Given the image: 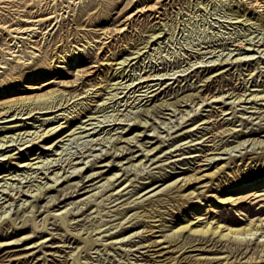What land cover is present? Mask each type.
I'll return each mask as SVG.
<instances>
[{
  "label": "rangeland",
  "instance_id": "obj_1",
  "mask_svg": "<svg viewBox=\"0 0 264 264\" xmlns=\"http://www.w3.org/2000/svg\"><path fill=\"white\" fill-rule=\"evenodd\" d=\"M11 1L0 0V22L13 23L15 20H18L17 15H25L31 11L36 15L40 13L45 15L48 13L55 14L58 12L59 21L54 26L53 20L45 21L43 23L44 25L38 24V31H44L46 28L48 29L49 25H51L49 28L52 26L53 28L47 33L37 32L32 38L26 34L20 33L19 35L21 37L18 36L13 40V32L8 31L6 28H0V61H2L4 64L3 66H5L4 68H0V103L10 98L31 96L57 88L59 89L57 91L58 94L59 91L62 92H60L59 95L57 92L54 93L56 98L54 97L53 103L56 101L60 102V99L63 101L65 98H68L69 94L80 92L90 86L94 91L90 90L86 99L81 98L78 100H83L82 103L74 104L69 100L67 104L61 106L62 108L58 110V112L42 115L40 113H34L31 117L29 115H32L33 112L27 115L26 113H17L19 110L14 112L9 111L5 114L7 117L4 118L10 119L12 114L16 113L14 115L15 118L13 116V120L9 122H0V203L4 205L6 203L8 204L10 201L9 205L6 204L3 207V209H7L6 211L8 212L5 211L6 213L4 214L3 209H0V236L5 237L8 235L7 237L11 236V238L14 239L17 238L20 232L21 235H19L21 237H30L28 240L31 241H26V244H28L31 243L32 240L38 239L39 236L43 235L46 231L47 234L45 235L50 239V241L47 242L43 241L42 244H39L28 252H25L27 249L24 248L26 246L25 244L9 247L5 250L1 247L0 264L264 263V243H262L264 241V235L259 236L258 240L252 235L251 241L244 243L246 245L241 244L239 246L231 243H224L223 241L217 240V238H211L205 242L204 240H200L199 236L187 233L186 231H182L180 236L175 235V238L178 239L177 241H169L167 238H164V235L173 236V226L180 220L181 214L184 213L188 207L192 206L195 200V198H192L194 194L198 193L202 195L205 200L210 198L211 195L209 196V194L225 192L236 187L240 180H253V183L257 185L256 187L260 185V187H264L262 185L264 184V147H258L256 145L257 148H252L255 150L253 151L250 148L252 146L249 147L248 145L246 147L247 149L243 148L238 151L240 148L234 146L237 142L247 138H249V141L254 137L255 139H259V137L264 138V99L251 97L249 101H247L251 91L257 92L259 89L261 90V88H264V9L260 11V9L255 6L254 0ZM154 3L155 6H158L157 9L159 12L144 10L142 13L140 12L131 17V21L128 20L130 24L126 20V17L139 6L149 7ZM161 3H165L164 7ZM238 5H240V7ZM89 14H91L90 17ZM123 20L128 22L125 33L122 32L123 35L120 34V36L119 34L114 35L115 37H110L107 39V42L102 44L101 41L104 39L102 38L103 34H100V32L103 28L110 29L109 31L113 33V28L120 26ZM235 20L238 21L236 22ZM158 31H161V34L159 33V36H154ZM88 41H91V43L89 44ZM243 42H245V47L251 46L252 50L247 51L240 45L238 46L239 43ZM99 46H101V48H98ZM257 46H259V52L256 51ZM72 48L79 51L76 61L70 59V55H68ZM12 50H14L13 53H11ZM45 53L48 56V67L45 73L32 82L24 81L22 74L31 70L33 64L39 62ZM14 54H16V56ZM59 54H65L68 61L66 65H63V62L59 61ZM231 56H233V58L241 57L242 59L253 58L242 62L240 65L226 63L224 68L228 67L229 70L222 73V79L220 76L209 75L212 73L211 69H213L212 66L215 61L217 63L218 61L220 62V60H224L225 57ZM18 57H20L19 62L16 60ZM214 58L216 59L212 60ZM218 66L219 64L216 67ZM5 69H7L8 73H12L9 75V78ZM147 73L152 74L153 77H165L159 79L160 81L157 79L154 80V82L158 81V84L154 87L160 86V88L153 92L156 93V96H154L152 101L151 99L153 96H151V99L146 103H144L145 99L141 103H137V99L132 100L134 97L128 98L129 93H127L126 97L123 96L128 90V87L127 90L125 89L127 83H130L132 80L137 81L140 75H146ZM154 73H157L158 76ZM5 75L7 77H4ZM45 82H47V84H44ZM165 85L168 86L165 87ZM230 85L236 87V92L249 93L242 95V102H239V105L234 109L236 113L231 112L226 114L219 111V109L223 107L228 111L232 110V108L226 104L224 105V103L234 98L230 97L231 94L227 96L228 92L232 91V89H228L231 87ZM32 86L34 88H31ZM206 86H208L210 90L212 89L211 93L225 91L223 93L226 95L223 97L225 98V102L211 103L210 100H207L204 103L208 102L211 106L204 105V103L200 104L196 112L192 110L190 114L186 116V118H191L193 116L192 119H189L185 123L178 124V119L181 114L186 113V111L188 109L190 110L192 107L194 108L195 102L200 101V97H196L195 93L201 92V94H206ZM162 88L164 89L161 91ZM189 92L193 93V95L189 96ZM130 94L131 96L133 95L132 93ZM78 96L80 97L81 95ZM191 96L194 98V101ZM74 99L75 98H72L71 100ZM165 100L172 103L166 105L167 101ZM73 104L74 106H72ZM190 104L193 106H190ZM197 106L198 104L195 105V107ZM24 108H26V106H24ZM175 108L176 110L173 111ZM23 110L25 112L27 109ZM213 110H216L218 115H216L217 112H215L214 116L206 118V120L209 119L214 122L215 118L217 122L214 125L208 122L200 123L201 119L197 120L201 115L205 116ZM63 113L65 114L63 115ZM66 113L68 114L67 116ZM198 113H201V115ZM54 115L56 117H53ZM46 116L52 117L49 118L50 121H43V118ZM169 116L171 117V121ZM133 119L134 124L132 123ZM228 119L230 120L228 121ZM41 120L43 123H41ZM0 121L3 120L0 118ZM246 121L247 123H245ZM135 122L143 126H136ZM187 123H192L193 125L195 123L196 125L192 126V124H189L183 127L182 130L178 129L177 132H172ZM11 124H19V126L2 128L4 125ZM50 126H56V130L46 140L37 141L34 144L26 142V140L32 139L31 137L34 136L35 132L38 130V132H41L42 128ZM126 126L129 127V129L131 128V131L125 134V136L139 134L136 132H141L142 135L138 137L134 136V139L132 138L134 141L126 143V141H123L124 136L121 137ZM154 126H156V128ZM234 126L235 128H241V130L233 135H231V133L226 134L230 131L221 132L225 128L227 129L228 127ZM212 127L213 129L210 131ZM242 131H246V133L250 134L245 135L244 138L240 133ZM144 133H148L149 137H144ZM156 133L157 136H155ZM168 134L171 135H169L167 139L166 137ZM158 135L161 139L165 138L167 140H164L163 143L161 142L160 146L154 148L151 152L162 148L160 150L161 152L158 151L155 155H152L153 159H150L151 161L147 160V156L145 158L142 156L138 157L143 158V161L146 162V166L150 167L149 169L151 171L146 167L147 169L141 172L140 169H137V166L136 168L132 166L134 170L131 168L129 171L119 168L116 169V167L110 168L107 171L108 175L116 170H119V174L125 171V174L115 181L114 185L118 184L125 177L129 178L127 181H129L128 183H130L129 186L131 187L127 186L126 189L120 190L118 194L109 195V192H111L109 189L112 188L113 184L110 185L111 187L109 186V188L102 190L103 187L99 186V184L101 185L102 181L104 182L106 178L90 185L103 177V174L98 178L86 181L85 184L87 187L78 192H74V196L63 202L59 201L63 200L61 192H65V190H63L64 185L65 187L67 185L65 182V184L59 185L60 187L57 186L55 190L44 194L43 197H40L36 202L33 197L22 195V190L30 194L36 191L37 185L42 186L43 183L48 181L52 183L48 178V176L52 178L54 174L52 171H59V173H62L66 170L64 174L68 175L71 173L70 171H72L70 167H72L75 162H80L78 163L79 166H76L83 168L91 163H93L92 166L100 164L98 162L96 163L94 160L99 154L103 155L106 150L109 152L111 149L109 153L113 155L107 158V160H110L109 164L95 170L99 172L106 171L110 167L112 160L115 159L113 161L115 164L120 159V157L117 158L116 155L119 154V156H121L122 153L126 151L127 156L122 159V162H124L122 167L129 166L128 163L136 162L138 159L130 162L126 161L131 159V157H133V159L136 158L138 154L142 152V150L138 149L139 146L137 144L142 143L145 145H143V148H148L151 144L155 145L160 142ZM207 135L211 136L207 138V140H203ZM211 138L212 140L208 141V139ZM190 139L193 140L189 141ZM135 140H137L138 143L135 142ZM248 140H246L245 145L249 142ZM21 143L23 145H21ZM190 143L195 144L189 145ZM25 144L29 146L21 150L24 148ZM126 144H128V146ZM123 145L129 147L131 150L128 148L121 152L118 148L123 147ZM225 145L231 147L234 151H231L232 149L227 148ZM115 147L117 148L115 149ZM202 148H214L213 150H206L209 156L215 153L217 154L216 156L226 157L221 159L218 163L219 166L221 165L220 171L217 167H211L210 165L199 164V168L197 163H200V161L197 163L195 162L194 166H197L194 170L195 174H204V176L201 181L195 185L194 193L188 195L189 191H186L184 195H180L182 190L176 186L167 191V193L162 194L158 192L140 202V200L143 199L140 195L148 188L145 187L146 184L148 185L153 182L151 185V187H153L163 182V184H167L178 176H184L186 173L183 172L184 168L182 167H187L189 165L184 163L186 162V157L201 153ZM218 148L219 150L222 148L227 149H225L223 153H219L220 151ZM130 151L134 152L129 153ZM230 152L236 156L231 155ZM81 154L82 156H80ZM8 155L12 156L9 158ZM198 157L199 155L196 156V158ZM75 158L78 160H75ZM205 161L206 160L201 161V163ZM68 169L69 172L67 174L66 172ZM214 170H216V174L206 176ZM96 173L93 175H96ZM145 174L147 176H145ZM71 175L73 174L71 173ZM90 177H92V175L86 176L79 183L82 184V182ZM130 178H132V181H130ZM62 179L63 177L60 181H62ZM163 184L160 188L164 186ZM179 184H181V182ZM31 185L33 188L29 187ZM95 186L99 187L93 188ZM167 187L168 186L164 187V189ZM185 187L188 186L186 185ZM61 188L63 189L61 190ZM91 188H93V190L85 191ZM19 190H21L20 193ZM83 191L85 192L82 193ZM250 192L251 190L246 194L241 193V195H245V197H241L242 200L240 199L238 204H224L219 206V208H216V214H226L241 223H245L247 219L250 218L247 210L248 207L253 210H258L259 203L264 204V195L260 196L261 198L259 197L260 200L252 196L249 198L248 194ZM51 194L60 196L55 202V204L59 202L58 205L52 204V201L50 203L47 202V199H50L52 196ZM12 195L15 197H12ZM69 195L71 194L69 193ZM69 195L67 194V196ZM88 196H90L91 200H87L86 203H80L83 202L80 200ZM25 198L27 199L26 203L20 205L25 206L32 201L35 204L38 203L39 206L36 204V206L33 207L34 209L32 212H35L34 214H32V212L28 214V210L31 209V207L25 210L22 208L24 206H17L19 205L17 203H21ZM115 198L117 200H115ZM251 199H254V201L251 202ZM70 201L75 202L71 203ZM126 201L128 203H126ZM46 202L49 203V206L46 205ZM11 203H13V206ZM64 204L66 207H60ZM75 204L78 206L73 209ZM6 206L7 208H5ZM67 209H71L70 211L72 214H67L66 217H62L64 211ZM239 209L242 211H239ZM134 212H139V216L132 218ZM52 214L58 217H54ZM9 215L11 217H9ZM128 215L132 216L127 217ZM124 216L133 220L126 222L127 219ZM201 216L205 217L206 215L202 213ZM256 216L257 215H255L254 218ZM262 217H264V215H262ZM123 219L126 220L123 221ZM120 221L125 222V226L123 225L122 228L116 226ZM111 225L117 228H111ZM134 226L136 227L134 228ZM104 227L105 229H103ZM142 229L144 231L141 234ZM135 230L139 231L138 233L141 235L139 234L138 236L131 237V240L133 239L134 242H136L134 245L129 243L120 244L110 242L116 238L114 237L111 239L108 236L110 233L113 234L114 231H121L122 234L120 232L119 237L122 235V237H125L124 239H127L128 235ZM90 238L97 240L91 243L89 241ZM22 241L23 239L19 240V244ZM182 241H190L189 243L197 244V246L186 245L180 248ZM37 243H39V241ZM140 244L145 246L138 248L139 251L130 249ZM82 245L83 248L80 250L79 247ZM6 250L9 252H5ZM214 250L224 252L218 254L211 252ZM52 252H54L53 255L49 254ZM28 253L34 254V257H23V255ZM43 257L47 258L45 262H43ZM224 257H226V259Z\"/></svg>",
  "mask_w": 264,
  "mask_h": 264
},
{
  "label": "bare ground",
  "instance_id": "obj_2",
  "mask_svg": "<svg viewBox=\"0 0 264 264\" xmlns=\"http://www.w3.org/2000/svg\"><path fill=\"white\" fill-rule=\"evenodd\" d=\"M8 1V0H7ZM9 1H11V0H9ZM200 1V0H199ZM198 1V2H199ZM255 1V6L257 7V8H259L260 9V11H261V9H264V8H260V7H264V1L263 0H254ZM5 2V1H4ZM197 2V3H198ZM239 2V1H238ZM11 3H12V1H11ZM200 3V2H199ZM240 3V2H239ZM238 3V4H239ZM10 4V3H9ZM13 4V3H12ZM162 4V6L164 7V4L165 3H161ZM7 5V4H6ZM11 5V4H10ZM162 6H160V7H162ZM239 7H240V5H238ZM18 7V6H17ZM158 8V6H155V3L154 4H152V5H150L149 7H146V6H139L138 8H136V10H134V11H132V13L130 14V15H128L127 17H126V20L128 21H131V17H133L134 15H137L138 13H142L144 10H152V12L153 11H155V12H159V10L157 9ZM17 9H19V8H17ZM21 9V8H20ZM26 9V8H25ZM22 10V9H21ZM237 11V10H236ZM32 12V11H31ZM31 12H28V14H25V15H17V17H18V20H15L13 23H6V22H0V28H6L8 31H10V32H13L14 34H12V38H13V40L15 39V38H17L18 36H20L19 34L21 33V34H26L27 36H30V38H32V36H34V34L35 33H37V32H42V33H47L49 30H51L52 28H53V26L59 21L58 20V16H59V13L57 12V13H55V14H52V13H48V14H33V12L31 13ZM40 12V11H39ZM39 12H37V13H39ZM43 12V11H42ZM161 12V11H160ZM259 12V11H258ZM12 13H13V11H12ZM35 13V12H34ZM235 13V12H234ZM240 13V12H239ZM20 14V13H19ZM239 15V14H238ZM261 15V14H260ZM14 16V15H13ZM16 16V15H15ZM91 16V14H89V17ZM158 16V15H157ZM236 17V16H235ZM238 17V16H237ZM240 19H242V18H240ZM47 20H53L54 21V23H53V26L52 27H50L49 28V26H51V25H49L48 26V29L46 30H44V31H38V24H43L45 21H47ZM245 20V19H244ZM125 22L124 20H123V22L120 24V26H116L115 28H113V33L111 32V31H109L110 29H107V28H103V30L100 32V34H103V41H101V43L103 44V43H105V42H107L108 40L107 39H109L110 37H113L114 35H118L119 34V36H120V34H122V32L123 33H125V30L127 29V25H128V22ZM236 21V20H235ZM238 21V20H237ZM236 21V22H237ZM129 24H130V22H129ZM44 25V24H43ZM161 28V27H160ZM43 29V28H42ZM154 30V29H153ZM152 30V31H153ZM161 34V31H158L156 34H154V36H157L158 34ZM159 34V35H160ZM25 35V36H26ZM36 35V34H35ZM38 35V34H37ZM44 35V34H43ZM123 35V34H122ZM158 35V36H159ZM23 36V35H22ZM118 36V37H119ZM21 37V36H20ZM115 37V36H114ZM11 38V39H12ZM120 38H122V37H120ZM20 39V38H19ZM12 40V41H13ZM34 40V39H33ZM16 41V40H15ZM32 41V40H31ZM22 42V41H21ZM27 42V41H26ZM240 42V41H239ZM16 43V42H15ZM19 43V42H18ZM88 43L90 44L91 43V41L89 42L88 41ZM245 42H243V43H239L238 44V46L240 45L242 48H245L247 51H249V50H252V47L251 46H246L245 47V44H244ZM13 44H14V42H13ZM35 44V43H34ZM237 44V43H236ZM249 44V43H248ZM11 45V44H10ZM9 45V46H10ZM23 45V44H22ZM21 45V46H22ZM247 45V44H246ZM17 46V45H16ZM20 46V45H19ZM34 46V45H33ZM37 46V45H36ZM35 46V47H36ZM253 46V45H252ZM260 46V45H259ZM259 46H257V48H256V51H258V49H259ZM264 46V45H263ZM34 47V48H35ZM240 47V48H241ZM251 47V48H250ZM40 48V47H39ZM98 48H101V46H99ZM255 48V47H254ZM253 48V49H254ZM79 49V48H78ZM39 50V49H38ZM260 50V49H259ZM8 51H9V49H8ZM18 51V50H17ZM261 51H262V49H261ZM260 51V52H261ZM7 52V51H6ZM14 52V50H12L11 51V53H13ZM259 52V51H258ZM263 53V52H262ZM15 56H16V54H14ZM68 55H70V59H72V60H75L76 61V59L78 58V55H79V51H77V50H75L74 48H72L71 49V51L68 53ZM247 55V54H246ZM245 55V56H246ZM251 55V54H250ZM249 55V56H250ZM263 56V55H262ZM258 57V56H257ZM58 58H59V61L60 62H63V65H66L67 64V59H66V56H65V54H59L58 55ZM251 58H253V57H250V58H248V59H246V58H244V59H242L241 57H235V58H233V56H231V57H225V59L224 60H220V62L218 61L217 63H216V61H215V63H213V66H212V68L213 69H211V71H212V73L211 74H209L210 76L211 75H213V76H220L221 77V79H222V77H223V72H226V71H228L229 70V68L227 67V68H224V65L226 64V63H229V64H232V65H240L242 62H244V61H247V60H249V59H251ZM259 58V57H258ZM47 59H48V56H47V54L45 53L44 54V56H42L41 57V59H40V61L39 62H37V63H35V64H33V67L31 68V70H29V71H27V73H23L22 74V77L24 78V81H27V82H32L33 80H35V79H37V78H39V77H41L42 75H43V73H45V70H46V68L48 67V63H47ZM216 58H214V59H212V60H215ZM230 59V60H229ZM16 60L19 62V60H20V57H18V58H16ZM208 61V60H207ZM253 61V60H252ZM256 62V61H255ZM263 62V61H262ZM214 64H219V66L218 67H216L217 65H214ZM4 64L2 63V61H0V68H4L5 66H3ZM211 65V64H210ZM58 66H61V65H58ZM201 66V65H200ZM203 66V65H202ZM206 66V65H205ZM230 66V65H229ZM209 68V67H208ZM200 69V68H199ZM203 69V68H202ZM184 70V69H183ZM182 70V71H183ZM194 70V69H193ZM5 71L8 73V71H7V69H5ZM198 71V70H197ZM5 72V73H6ZM10 72V71H9ZM230 72V71H229ZM21 73V72H20ZM196 73V72H195ZM204 73V72H203ZM253 73V72H252ZM251 73V74H252ZM12 73L10 72V73H8L7 75H8V78H9V75H11ZM155 74V73H154ZM185 74V73H184ZM155 75H157V73L155 74ZM154 75V76H155ZM162 75H164V74H162ZM208 75V76H209ZM158 76V75H157ZM4 77H7L6 75L4 76ZM20 77V76H19ZM205 77H207V76H205ZM251 77H253V76H251ZM14 78V77H13ZM161 78H165L164 76L163 77H161V76H158V77H153L152 76V74H146V75H140L138 78H137V81L136 80H132L130 83H127L126 85H125V83H124V85L126 86V90H127V87H128V90L126 91V93L123 95V96H125L126 97V95H127V93H129L128 94V98H130V97H134L132 100H138V102L137 103H141L144 99H145V101H144V103H146L149 99H151V96H153L152 97V99H151V101L154 99V96H156V93H153L155 90H157L158 88H160V86H158V87H154L155 85H157L158 84V81L157 82H154V80L155 79H157V80H159V79H161ZM166 78H168V77H166ZM184 78V77H183ZM209 78V77H208ZM204 79V78H203ZM202 79V80H203ZM218 79V78H217ZM205 80V79H204ZM220 80V79H219ZM244 80V79H243ZM5 81V80H4ZM11 81V80H10ZM160 81V80H159ZM178 81V80H177ZM209 83V82H208ZM44 84H47V82H45ZM165 84V83H164ZM263 84V83H262ZM93 85V84H92ZM264 85V84H263ZM34 86V85H33ZM31 87V88H34V87ZM94 86V85H93ZM166 86H168V85H165V87ZM202 86V85H201ZM231 86V85H230ZM36 87V86H35ZM196 87V86H195ZM208 86H206V94H201V92H197V93H195V95H196V97H200V101H197V102H195V105L196 104H198V106L197 107H195V105H194V108L192 107L190 110L188 109H186L187 111H186V113H182L181 114V116L179 117V123L178 124H181V123H185L186 121H188L189 119H192V117L191 118H186V116H188L189 114H190V111H194L195 110V112L199 109V105L200 104H202V103H204V102H206L207 100H210V102L211 103H223V102H225V98H223L224 96H226L225 94H223L225 91H218V93H211V90H210V88L208 87ZM92 87L90 86V87H87V88H85V89H83L82 91H80V92H77V93H71V94H69V96H68V98H65L63 101H62V99H60L61 101L60 102H55V103H53L54 102V97H55V95H54V93H56L59 89L57 88V89H51V90H48V91H44V92H42V93H38V94H33V95H31V96H21V97H16V98H10V99H8V100H6V101H3V102H1L0 103V118H1V120H3V121H0V122H9V121H11V120H13V116L16 114V113H13L12 114V116H11V118L10 119H8V118H4V117H7V116H5V114H7L9 111H11V112H14V111H17V110H19V112H17V113H26L27 115L28 114H31L32 112V115H29V116H33V114L34 113H40L41 115L42 114H48V113H54V112H58V110H61V106H63V105H65V104H67L68 102H69V100L70 101H72V103H74V104H76V103H82L83 102V100H80V101H78L79 99H81V98H83V99H86V97H88V95H89V93H90V90H93V89H91ZM124 88V87H123ZM199 88H201V87H199ZM213 88V87H212ZM164 88H162L161 89V91L163 90ZM195 89V88H194ZM197 89V88H196ZM228 89H232V91L231 92H228V95L227 96H229L230 94H231V98L232 97H234V98H232L231 99V101H229V102H227V103H224V105L226 104L227 106H229L230 108H232V110L231 111H228L226 108H221V109H219V111H222V112H224V113H226V114H229V113H231V112H233V113H236V111H234V109L237 107V105H239V102H242L241 101V99L243 98V96L242 95H244L245 93L246 94H248L247 92H245V91H243V90H241V91H243V92H245V93H239V92H236L235 91V89H236V87H229ZM227 89V90H228ZM246 89V88H245ZM60 90H62V89H60ZM193 90V89H192ZM226 90V91H227ZM94 91V90H93ZM125 91V90H124ZM204 91V90H203ZM235 91V92H234ZM238 91V90H237ZM60 92H62V91H59V94H60ZM87 94H86V93ZM92 92V91H91ZM215 92V91H214ZM82 93H85V94H82ZM130 93H132L133 95L131 96V94ZM170 93V92H169ZM190 94H188L189 96L190 95H193V93H191V92H189ZM260 93V94H259ZM57 94H58V92H57ZM56 94V95H57ZM58 94V95H59ZM78 95H81L80 97L78 96ZM61 96V95H60ZM65 96H66V94H65ZM185 96V95H184ZM188 96V97H189ZM67 97V96H66ZM183 97V96H182ZM192 97V96H191ZM245 97V96H244ZM251 97H254V98H259V99H264V88L262 89L261 88V90L259 89V91H257V92H252L251 91V93H249V97H248V100L247 101H249V99L251 98ZM56 98V97H55ZM72 98H75L74 100H71ZM177 98H179V97H177ZM184 98V97H183ZM186 98V97H185ZM193 98V97H192ZM245 98H247V97H245ZM91 99V98H90ZM189 99V98H188ZM236 99H237V101H236ZM127 100V99H126ZM131 100V99H130ZM182 100V99H181ZM66 101V102H65ZM77 101V102H76ZM150 101V102H151ZM165 101H167V100H165ZM185 101V100H184ZM187 101V100H186ZM189 101V100H188ZM191 101V100H190ZM193 101H194V98H193ZM196 101V100H195ZM257 101V100H256ZM131 102V101H130ZM236 102V103H235ZM253 102V101H252ZM135 103H136V101H135ZM143 103V104H144ZM172 103V102H171ZM170 102H168L167 101V103H166V105H170L171 104ZM256 103V102H255ZM74 104L72 105V106H74ZM189 104V103H188ZM80 105V104H79ZM84 105V104H83ZM139 105V104H138ZM163 105V104H162ZM204 105H210L211 106V104L210 103H204ZM24 106H26V108H24ZM81 106V105H80ZM159 106H160V104H159ZM190 106H193V105H191L190 104ZM215 106V105H214ZM254 106V105H253ZM21 107V108H20ZM86 107V106H85ZM135 107V106H134ZM162 107V106H161ZM167 107V106H166ZM255 107H259V106H255ZM262 107V106H261ZM170 109H173V108H171V107H169ZM23 109H27L25 112H24V110ZM147 109V108H146ZM178 109V108H177ZM204 109V108H203ZM240 109H241V107H240ZM66 110V109H65ZM149 110V109H148ZM176 110V108L173 110V111H175ZM202 110V109H201ZM207 110H209V109H207ZM264 110V109H263ZM73 111V110H72ZM79 111V110H78ZM183 111V110H182ZM62 112V111H61ZM75 112V111H74ZM146 112V111H145ZM194 112V113H195ZM215 112H217L216 110H213L212 112L210 111L207 115H205V116H202L201 115V113H202V111H201V113H198L199 115H201V117H199V115L197 114V116L199 117V118H197V120H199V119H201V121H200V123H206V122H208V123H211L212 125H214L216 122H217V120L214 118V122H213V120H206V118H210L211 116H214L215 115ZM147 113V112H146ZM193 113V114H194ZM65 113H63V115H64ZM196 114V113H195ZM195 114H194V117H195ZM251 114V113H250ZM9 115V114H8ZM56 115V114H55ZM53 116V117H56V116ZM68 114L66 113V116H67ZM136 115H138V114H136ZM146 115V114H145ZM216 115H218V112H217V114ZM44 116V115H43ZM25 117V116H24ZM40 117V116H39ZM63 117H65V116H63ZM138 117V116H137ZM14 118H15V116H14ZM17 118V117H16ZM23 118V117H22ZM49 118H52L51 116H49V117H45V118H43V121H45V120H47V121H50V119ZM69 118V117H68ZM136 118V117H135ZM171 117L169 116V119H170ZM229 118V117H228ZM231 118V117H230ZM242 118H245V117H242ZM248 118V117H247ZM42 119V118H41ZM146 119V118H145ZM223 119V118H222ZM246 119V118H245ZM140 120V119H139ZM177 120V121H178ZM230 119H228V121H229ZM42 121V120H41ZM43 121L41 122V123H43ZM170 121H171V119H170ZM169 121V122H170ZM137 122H140V121H137ZM143 122V121H142ZM145 122V121H144ZM146 122H147V120H146ZM163 122H165V121H163ZM259 122V121H258ZM133 124H134V119H133V122H132ZM136 123V122H135ZM196 123V122H195ZM194 123V125L192 124V123H187V124H183V126H181L180 128H177V129H175L174 131H172V132H177V130L178 129H181L182 130V128L183 127H185V126H188L189 124H192V126H195L196 124ZM199 123V122H198ZM245 123H247V121L245 122ZM20 124V123H19ZM19 124H11V125H4L2 128L4 129L5 127H8V128H12V127H16V126H19ZM125 124V123H124ZM127 124V123H126ZM145 124V123H144ZM150 124V123H149ZM167 124V123H166ZM43 125V124H42ZM137 125H140V127L141 126H143V125H141V124H139V123H136V126ZM151 125V124H150ZM159 125H161V124H159ZM173 125V124H172ZM259 125V124H258ZM125 126V125H124ZM148 126V125H147ZM167 126V125H166ZM175 126V125H174ZM119 127V126H118ZM122 127V126H121ZM155 128H156V126H154ZM161 127H163V126H161ZM170 127V126H169ZM190 127V126H189ZM206 127V126H205ZM208 127V126H207ZM237 127V126H236ZM127 128V129H126ZM168 128V127H167ZM166 128V129H167ZM193 128V127H192ZM191 128V129H192ZM195 128V127H194ZM204 128V127H203ZM125 130L123 131V134H121V137H123L124 136V138H123V141H126V143H130V141H134L133 139H134V136L135 137H138V136H141L142 135V133L141 132H136V133H139V134H137V135H134V136H132L131 134L130 135H128V136H125V134H127V133H129L130 131H131V128L129 129V127H125L124 128ZM143 129H145V128H143ZM149 129V128H148ZM187 129V128H186ZM197 129V128H196ZM212 129H213V127L211 128V130L210 131H212ZM41 130V129H40ZM56 130V126H50V127H44V128H42V130H41V132H35L34 133V136L33 137H31L32 139H28V140H26V142H30V143H36L37 141L39 142V141H43V140H46L54 131ZM116 130V129H115ZM123 130V129H122ZM168 130V129H167ZM189 130V129H188ZM239 130H241V128L239 129V128H235V126L234 127H228L227 129L225 128L224 130H222L221 132H225V131H230L229 133H226V134H230L231 133V135H233V134H235V133H238V131ZM142 131V130H141ZM145 131V130H144ZM158 131H160V130H158ZM170 131H171V129H170ZM186 131V130H185ZM184 131V132H185ZM209 131V130H208ZM207 131V132H208ZM232 131V132H231ZM117 132V131H116ZM168 132V131H167ZM166 132V133H167ZM193 133V132H192ZM241 133V136H245V135H249L250 133H246V131H242V132H240ZM256 133V132H255ZM181 134V133H180ZM185 134V133H184ZM213 134V133H212ZM225 134V135H226ZM113 135V134H112ZM112 135H111V137H112ZM119 135V134H118ZM166 135V134H165ZM169 135H171V134H168L167 135V139L169 138L168 136ZM214 135V134H213ZM237 135V134H236ZM155 136H157V133H156V135ZM162 136V135H161ZM203 136V135H202ZM211 135H207L206 136V138L205 139H203V140H207V138H209ZM223 136V135H222ZM25 137V136H24ZM41 137V138H40ZM110 137V136H109ZM121 137H120V139H121ZM144 137H149V134L147 133V134H145L144 133ZM165 137V136H164ZM115 138V137H114ZM133 138V139H132ZM158 138L160 139V142L159 143H157V144H155V145H150V147H145V148H143V145L144 144H142V143H139V144H137L138 146H139V150H142V152L140 153V154H138V156L136 157V158H134L133 159V157H131V159H129L128 161H126V162H130V161H134V160H137L136 162H130V163H128L129 164V166L127 165V166H123L122 167V165L124 164V162H122V159L123 158H125L126 156H127V151L125 152V153H122V155L121 156H119V154L118 155H116V157L118 158V157H120V159L117 161V163H113V161L115 160H112L111 161V163H110V167L106 170V171H97V170H95V169H97V168H99V167H104V166H106V165H108L109 164V162H110V160L108 159L107 160V158L110 156H113L112 155V153H109L110 151H111V147L109 148L110 149V151L108 152L106 149V151H105V153L103 154V155H100L99 154V156H97L96 157V159L94 160L96 163L98 162V163H100V164H98V165H95V166H92L93 165V163H91L90 165L88 164V166L86 167L85 166V168H83V167H78L79 165H78V163H80V162H75V163H73V165H72V167H70L71 168V170L72 171H70L73 175H71V173H69L68 174V172H69V169L67 170V174L68 175H66V174H64L65 173V171L64 172H62V173H59V171H52V172H54V174H53V176H52V178H51V176L49 177L48 176V178L52 181V183H49V181L48 182H45V183H43V185L41 186V185H37V187H36V191H34V192H31L30 194H27V192H25V191H21V190H19V193H20V191L23 193L22 195H28L29 197H33L34 198V200H35V202H36V200H38L40 197H43V195L44 194H46L47 192H49V191H53V190H55L56 188H57V186H59V185H61V184H63L64 182L65 183H67V185H66V187H65V185H64V189L63 188H61V190L63 189V190H65V192L63 191V192H61L62 193V195H63V200H58L59 202H63V201H65L66 199H68V198H71L72 196H74L73 195V193L74 192H78L79 190H81V189H83V188H85V187H87V185L85 184V182L86 181H88V180H91V179H94V178H98L99 176H101V175H103L104 174V176L103 177H101L100 179H98L97 181H95L94 183H92V184H90V185H93V184H95L96 182H98V181H101L102 179H104V178H106V180L103 182L102 181V184L100 185L99 184V186H101V187H103L102 188V190H104V189H106V188H109V186L110 185H112L113 184V186H112V188L111 189H109V190H111V192H109L110 194L109 195H113V194H118L119 193V191L120 190H124V189H126V187L127 186H129V184L130 183H128L129 181H127L129 178L128 177H123L124 179H122L118 184H116V185H114L115 184V181H117L123 174H125L124 172H122V173H120L119 174V170H116V171H113V172H111L112 174H110V175H108V173H107V171L110 169V168H113V167H116V169H123V170H126V171H129V169L131 170V168H133L132 166H135V168H136V166H137V169H140V171L142 172L143 170H146L147 168L146 167H148V166H146V162L145 161H143V158L142 157H146L147 158V160H152L153 159V157H152V155H155L158 151H160L162 148H160V149H158V150H155L154 152H151L154 148H156V147H158V146H160V144H161V142L163 143L164 142V140H167V139H165V138H163V139H161L160 137H159V135H158ZM237 138V137H236ZM245 138V137H244ZM243 138V139H244ZM111 139H113V138H111ZM116 139H117V137H116ZM138 139V138H137ZM180 139V138H179ZM194 139V138H193ZM193 139H190L189 141H192ZM249 138H247V139H244V140H242V141H239V142H237V144L236 145H234L235 147H239L240 149L238 150V151H240L241 149H243V148H246L248 145H249V147L250 146H252V147H250L251 149L252 148H254V147H256V145L258 146V147H264V138H260L259 137V139L258 138H256L255 139V137L254 138H252L250 141L248 140ZM118 140V139H117ZM212 140V138L211 139H208V141H211ZM241 140V139H240ZM246 140H248L247 142V145H245V142H246ZM23 141H25V140H23ZM146 141V140H145ZM176 141V140H175ZM97 142V141H96ZM135 142H137V140H135ZM140 142V141H139ZM113 143H114V141H113ZM138 143V142H137ZM170 143V142H169ZM198 143V142H197ZM202 143V142H201ZM236 143V142H235ZM18 144V143H17ZM96 144V143H95ZM136 144V143H135ZM173 144V143H172ZM195 143H190L189 145H194ZM251 144V145H250ZM20 145V144H19ZM21 145H23L22 143H21ZM116 145V144H115ZM119 145H122V144H119ZM127 146H128V144H126ZM189 145H187V146H189ZM224 145V144H223ZM243 145V146H242ZM245 145V146H244ZM29 145L27 144H25V146H24V148H22L21 150H23V149H25L26 147H28ZM113 146V145H112ZM145 146V145H144ZM186 146V147H187ZM205 146V145H204ZM211 146V145H210ZM213 146V145H212ZM215 146H217V145H215ZM222 146V145H221ZM226 146V145H225ZM233 146V147H234ZM19 147V146H18ZM17 147V148H18ZM114 147V146H113ZM113 147H112V150H113ZM227 147V146H226ZM234 147V148H235ZM3 148V147H2ZM117 147H115V149H116ZM129 147H125L124 145H123V147H121V148H118V149H120L121 150V152H123L125 149H128ZM134 148V147H133ZM132 148V149H133ZM227 148H231V147H227ZM227 148H225V149H227ZM250 148H248V149H250ZM257 148V147H256ZM93 149V148H92ZM114 149V150H115ZM117 149V150H118ZM130 149V148H129ZM137 149V150H138ZM207 149H214V148H207ZM207 149H201V153H196V154H193V155H189V156H187L186 157V162H184V163H187V164H189L187 167H182V168H184V173H186L184 176H182V177H180V176H178L177 178H175V179H173L171 182L169 181V183H165V184H163V183H160V184H157V185H154L153 187H151V185H152V183L151 184H146V186L145 187H148L147 188V190L146 191H144L141 195H140V197H142L143 199H141L140 200V202H142V200L144 201V199H147L148 197H151V196H153L154 194H157L158 192L160 193H167V191H169V190H171L172 188H174V187H176V186H178V188L180 189V190H182L181 191V193H180V195H184L185 194V192L186 191H189L188 192V195L189 194H192V193H194V191H195V185H197L200 181H201V179L203 178V176H204V174H202V175H196L195 174V172H194V170H195V168L198 166H200L199 164H203V165H210L211 167L212 166H215V167H217V169L220 171V169H221V165L219 166L218 165V163L220 162V160L221 159H224V158H226V157H222V156H216L217 154H215V153H213L212 154V156H209V154H207V152H206V150ZM222 149H224V148H222ZM219 150V148H218V150L220 151H218L219 153H223V151H225V149L224 150ZM232 149V148H231ZM238 149V148H237ZM247 149V148H246ZM95 150V149H94ZM131 150V149H130ZM135 150V149H134ZM138 150V151H139ZM253 150V149H252ZM90 151V150H89ZM101 151H102V149H101ZM101 151H100V153H101ZM163 151V150H162ZM228 151V150H227ZM231 151H234L233 149L231 150ZM253 151H255V150H253ZM91 152V151H90ZM116 152V151H115ZM114 152V153H115ZM132 152H134V151H130L129 153H132ZM161 152V151H160ZM170 152H171V150H170ZM213 152V151H212ZM217 152V153H218ZM246 152V151H245ZM103 153V152H102ZM209 153H211V152H209ZM242 153V152H241ZM253 153V152H252ZM165 154V153H164ZM167 154V153H166ZM230 154L231 155H233V156H236V155H234V154H232L231 152H230ZM237 154V153H236ZM89 155V154H88ZM132 155V154H131ZM159 155V154H158ZM157 155V156H158ZM197 155H199V157L198 158H196V156ZM9 156V158H10V156H12V155H8ZM80 156H82V154L80 155ZM133 156H135V155H133ZM139 156H142V157H140V158H138ZM8 158V157H7ZM79 158V157H78ZM84 158V157H83ZM115 158V157H114ZM159 158V157H158ZM99 159V160H98ZM161 159V158H160ZM242 159V158H241ZM75 160H78V159H76L75 158ZM146 160V161H147ZM150 160V161H151ZM159 160V159H158ZM157 160V161H158ZM204 160H206L204 163H201V161H204ZM233 160V159H232ZM156 161V162H157ZM198 161H200V163H197ZM73 162V161H72ZM94 162V163H95ZM195 162L198 164L197 166H194V164H195ZM83 163V162H82ZM151 163V162H150ZM192 164V165H191ZM69 165H71V164H69ZM76 165H78V166H76ZM148 165V164H147ZM156 166V165H155ZM237 166V165H236ZM153 167V166H152ZM150 167H148V169H149ZM200 168V167H199ZM122 170V171H123ZM133 170H134V168H133ZM150 170V169H149ZM121 171V170H120ZM151 171V170H150ZM149 171V172H150ZM190 171V172H189ZM61 172V171H60ZM96 172H99V173H96ZM145 172V171H144ZM148 172V171H147ZM153 172V171H152ZM181 172V171H180ZM189 172V173H188ZM94 173H96V175H93ZM133 174H134V172H133ZM136 174V173H135ZM214 174H216V170H214V171H212V172H210L209 174H207L206 176H208V175H214ZM49 175V174H48ZM89 175H92V177H90L89 179H87V180H85L84 182H82V184H80L79 182L80 181H82L86 176H89ZM137 175V174H136ZM139 175V174H138ZM175 175H177V174H175ZM174 175V176H175ZM45 176H47V175H45ZM145 176H147L146 174H145ZM63 177V179H62V181H60V179ZM133 177V176H132ZM144 177V176H143ZM161 177V176H160ZM165 177V176H164ZM75 178H76V180H75ZM163 178V177H162ZM137 179H139V178H137ZM251 179V178H250ZM164 180V179H163ZM264 180V179H263ZM130 181H132V178H130ZM134 181V180H133ZM135 182V181H134ZM137 182H139V181H137ZM136 182V183H137ZM181 182V184H179ZM254 181L253 180H249V181H246V180H240L239 181V183L237 184V186L236 187H234V188H232V189H230V190H228V191H225V192H219V193H213V194H209V196H210V198H207V199H203V196L202 195H200V194H198V193H196V194H194L193 196H192V198H195V200H194V202L192 203V206H190V207H188V209H186L185 210V212L184 213H182L181 214V218H180V220L176 223V224H174V226H173V236H171V235H164V238H167L169 241H177L178 239L177 238H175V235H177V236H180L181 235V233H182V231H186L187 233H190V234H194L195 236H199V239L200 240H204L205 242L206 241H208V240H210L211 238H214V239H216L217 238V240H220V241H223L224 243H231V244H235V245H237V246H239V245H241V244H244V243H248L249 241H251V239H252V235H254L255 236V238L258 240V238H259V236H262V235H264V234H262V233H264V217H262V215H264V204H260L259 203V208H258V210H253V209H250L249 207H248V212H249V215H250V218H248L247 219V221L245 222V223H241V222H239L238 220H236V219H234V218H232V217H230V216H228V215H223V214H219V215H217L216 214V208H219V206H222V205H224V204H238L239 203V201H240V199H241V197L243 198V197H245V195H241V193H244V194H246L248 191H250L251 190V192L248 194V197L250 198L251 196L253 197V198H259L260 196H262V195H264V187H256L257 185H256V183L254 184L253 183ZM54 183H56V184H54ZM64 183V184H65ZM132 183V182H131ZM263 183H264V181H263ZM164 185L163 187H161L160 188V186L161 185ZM179 184V185H178ZM261 184V183H260ZM90 185H88V186H90ZM188 186V187H185V186ZM263 186H264V184H262ZM99 186H95V187H93V188H97V187H99ZM166 186H168L167 188H165L164 189V187H166ZM184 186V187H183ZM29 187H32V185L31 186H29ZM60 187V186H59ZM111 187V186H110ZM129 187H131V186H129ZM33 188V187H32ZM35 188V187H34ZM93 188H91V189H86L85 191H88V190H93ZM181 188H183V189H181ZM15 189V188H14ZM26 189H28V188H26ZM69 189V190H68ZM132 189V188H131ZM34 190V189H33ZM101 190V189H100ZM185 190V191H184ZM28 191V190H27ZM30 191H32V190H30ZM85 191H83L82 193H84ZM98 192H100L99 190H97ZM222 191V190H221ZM57 192H59V191H57ZM102 192V191H101ZM128 192V191H127ZM69 193L71 194V195H69ZM134 193V192H133ZM67 194L69 195V196H67ZM95 194H97V193H95ZM107 194V193H106ZM125 194V193H124ZM19 195V194H18ZM21 195V194H20ZM52 195V194H51ZM101 195V194H100ZM102 195H103V193H102ZM108 195V194H107ZM106 195V196H107ZM108 195V196H109ZM121 195V194H120ZM135 195V194H134ZM167 195H169V194H167ZM1 196V195H0ZM14 195H12V197H13ZM50 196V195H49ZM105 196V195H104ZM133 196V195H132ZM15 197V196H14ZM115 197V196H114ZM116 197H117V195H116ZM118 197H119V195H118ZM139 197V196H138ZM247 197V198H248ZM1 198V197H0ZM10 198V197H9ZM28 198V197H27ZM60 198V196L58 195V196H55V195H52L51 197H50V199H47V202H51L52 201V204H55V202H56V200L57 199H59ZM102 198H105V197H102ZM102 198H101V200H102ZM108 198V197H107ZM135 198H136V196H135ZM171 198V197H170ZM261 198V197H260ZM260 198H259V200H260ZM30 199V198H29ZM29 199H28V201H29ZM46 199V198H45ZM91 200V198H90V196H88V197H86L85 199H82V200H80V201H83V202H80V203H86V201L87 200ZM106 199V198H105ZM109 199H111V198H109ZM246 199V198H245ZM9 200V199H8ZM22 200V199H21ZM100 200V201H101ZM115 200H117L116 198H115ZM127 200V199H126ZM242 200V199H241ZM14 201V200H13ZM19 201V200H18ZM26 201H27V199L25 198L21 203H17V204H19V205H17V206H24V205H20V204H25L26 203ZM252 201H254V199L252 200L251 199V202ZM258 201V200H257ZM263 201V200H262ZM1 202V201H0ZM4 202V201H3ZM20 202V201H19ZM46 202V203H47ZM58 202V203H59ZM71 203H73V202H75V201H70ZM103 202H104V200H103ZM130 202V201H129ZM49 203H47L46 205L47 206H49ZM58 203L57 204H55V205H58ZM100 203V202H99ZM125 203V202H124ZM126 203H128L127 201H126ZM7 204V203H6ZM6 204H4V205H1V203H0V207H2V208H0L1 210L3 209V207L6 205ZM10 204V201H9V203L7 204V205H9ZM12 204V206H13V203H11ZM37 205H38V203H36ZM36 204L35 203H33V201L32 202H30V203H28L27 205H25L24 207H22L23 209H27L28 210V208H30L31 207V209H29L28 210V214L29 213H31L32 211H33V207H35L36 206ZM51 204V205H52ZM79 204V203H78ZM143 204V203H142ZM121 205V204H120ZM133 205V204H132ZM11 206V205H10ZM39 206V205H38ZM64 206H65V204L64 205H62V206H60V207H63L64 208ZM78 205H76L75 204V207H73V209L74 208H76ZM250 206H251V204H250ZM16 207V206H15ZM66 207V206H65ZM246 207V206H245ZM5 208H7V206L5 207ZM10 208V207H9ZM18 208V207H17ZM244 208V207H243ZM11 209V208H10ZM9 209V210H10ZM44 209V208H43ZM78 209V208H77ZM0 210V211H1ZM7 210V209H6ZM6 210H4L3 209V212H4V214L6 213V212H8V211H6ZM17 210V209H16ZM18 210H19V208H18ZM48 210V209H47ZM71 210V209H70ZM69 209H67V210H65L64 211V213H63V216L62 217H66L67 216V214H72L71 213V211H70ZM6 211V212H5ZM22 211V210H21ZM20 211V212H21ZM38 211V210H37ZM136 211V210H135ZM156 211H157V209H156ZM239 211H242V210H240L239 209ZM23 212V211H22ZM160 212V211H159ZM26 213H27V211H26ZM35 212H32V214H34ZM161 213V212H160ZM159 213V214H160ZM202 213H205V217H202L201 216V214ZM20 214V213H19ZM18 215V214H17ZM132 215H134L132 218H136L137 216H139V212L137 213V212H134ZM132 215H128L127 217H131ZM255 215H257L255 218H254V216ZM52 216H54V217H58L57 215H55V214H52ZM154 216V215H153ZM156 216V215H155ZM161 216V215H160ZM9 217H11L10 215H9ZM18 217H19V215H18ZM124 217H126V216H124ZM126 217V219H127V221L126 222H129V221H131V220H133V219H131V218H127ZM17 218V217H16ZM205 218V219H204ZM125 219V220H126ZM204 219V220H203ZM124 219H123V221H125ZM246 220V219H245ZM119 222L116 226H120V228H122L123 227V225H124V223L125 222ZM105 222V221H104ZM112 222V221H111ZM135 222V221H134ZM110 223V222H109ZM114 223V222H113ZM132 223V222H131ZM137 223V222H136ZM104 224H106V223H104ZM133 224V223H132ZM43 225H44V223H43ZM42 225V226H43ZM99 225V224H98ZM95 226V225H94ZM97 226V225H96ZM112 227L111 228H113V227H116V226H113V225H111ZM125 226V225H124ZM133 226V225H132ZM136 226H134V228H135ZM161 227V226H160ZM96 228V227H95ZM94 228V229H95ZM110 228V227H109ZM109 228H108V231H109ZM117 228V227H116ZM115 228V229H116ZM125 228V227H124ZM93 229V228H92ZM99 229V228H98ZM103 229H105V227L103 228ZM91 230V229H90ZM90 230H88V231H90ZM111 230V229H110ZM93 231V230H92ZM99 231V230H98ZM105 231H107V230H105ZM119 231V230H118ZM116 232V231H114V233L112 234V233H110V235H108L111 239H113L114 237H116L114 240H111L110 242H113V243H120V244H127V243H129V244H132V245H134V244H136V242H134V240L132 239L131 240V237H133V236H138L140 233H138L139 231H132L129 235H128V237H127V239H124L125 237L123 236L122 237V235H121V237H119V235H120V232ZM144 230L142 229L141 230V234H142V232H143ZM146 231V230H145ZM101 232V231H100ZM112 232V231H111ZM51 233V232H50ZM96 233V232H95ZM95 233H94V235H95ZM117 233V234H116ZM20 234V232L18 233V236H17V238H11V236L10 237H7L8 235H6L5 237H1L0 236V248L2 247V249H8L9 247H13V246H18V245H23V244H25L26 246L24 247V248H27L26 250H25V252H28V251H30L32 248H34V247H36V246H38L39 244H42L43 243V241H50V239H48L49 237L47 236V235H45V234H47L46 233V231H45V233L43 234V235H40L39 236V238L38 239H36V240H32V242L31 243H28V244H26L27 242L26 241H31V240H28V238L30 239V237H26V236H20L19 235ZM121 234H122V232H121ZM140 234V235H141ZM126 235V234H125ZM118 236V237H117ZM107 238V237H106ZM180 238V237H179ZM21 239H23V241L19 244V240H21ZM52 240V239H51ZM97 239H94V238H90V242L91 243H94V241H96ZM138 240V239H137ZM142 240V239H141ZM39 241V243H37ZM85 241V240H84ZM129 241V242H128ZM180 241V240H179ZM190 242V241H189ZM189 242H181V245H180V248H182V247H184V246H186V245H188V246H197V244H192V243H189ZM172 243V242H171ZM262 243H264V241L262 242ZM95 244H96V242H95ZM179 245V244H178ZM244 245H246V244H244ZM43 246H44V244H43ZM145 245H143V244H140L139 246H135V248L133 247H129L131 250H137V251H139V249L138 248H142V247H144ZM236 246V247H237ZM179 247V246H178ZM83 248V245L82 246H80L79 247V249L81 250ZM128 249V248H127ZM210 249H212V248H210ZM5 252H9V251H5ZM11 252V251H10ZM80 252V251H79ZM211 252H213V253H222V252H224V251H211ZM129 253H130V251H129ZM132 253V252H131ZM49 254H51V255H53L54 254V252H52V253H49ZM79 254V253H78ZM216 254V255H217ZM25 256H27L28 258H31V256H32V258L34 257V254H32V253H28V254H26V255H23V257H25ZM136 257H138V256H136ZM26 258V257H25ZM225 259H226V257H224ZM47 258L45 257H43V262H45V260H46ZM26 260V259H25ZM29 261V260H28ZM26 262H27V260H26ZM2 264V263H1ZM23 264V263H22ZM28 264V263H27ZM260 264H264V263H260Z\"/></svg>",
  "mask_w": 264,
  "mask_h": 264
}]
</instances>
